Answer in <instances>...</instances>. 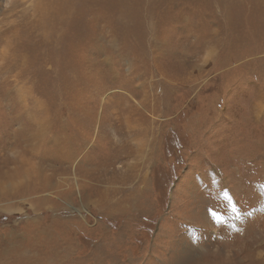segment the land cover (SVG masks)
I'll return each instance as SVG.
<instances>
[{"label": "rangeland", "instance_id": "obj_1", "mask_svg": "<svg viewBox=\"0 0 264 264\" xmlns=\"http://www.w3.org/2000/svg\"><path fill=\"white\" fill-rule=\"evenodd\" d=\"M0 264H264V0H0Z\"/></svg>", "mask_w": 264, "mask_h": 264}]
</instances>
